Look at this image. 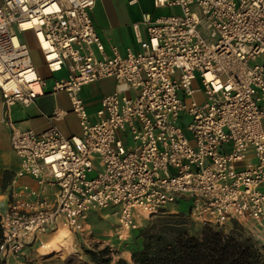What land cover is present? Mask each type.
<instances>
[{"label":"built area","instance_id":"built-area-1","mask_svg":"<svg viewBox=\"0 0 264 264\" xmlns=\"http://www.w3.org/2000/svg\"><path fill=\"white\" fill-rule=\"evenodd\" d=\"M152 4L180 13H145L132 24L138 49L121 51L97 33L94 0H0L4 109L28 106L47 88L70 104L55 106L41 132L6 119L20 163L12 182L27 175L37 188L12 192L0 215V264L41 247L58 225L84 231L89 215L106 209L124 242L140 220L180 199L190 201V222H236L264 248V0ZM102 78L114 89L91 112L80 91ZM69 112L77 134L55 124Z\"/></svg>","mask_w":264,"mask_h":264},{"label":"rangeland","instance_id":"rangeland-1","mask_svg":"<svg viewBox=\"0 0 264 264\" xmlns=\"http://www.w3.org/2000/svg\"><path fill=\"white\" fill-rule=\"evenodd\" d=\"M112 11L115 15L116 21L114 22V32L110 33L111 39L123 43L125 37L129 38V23L134 14L139 13L142 9L152 12L153 15H167L169 13L179 14L180 9L176 6L165 7L157 10L149 8V2L147 0H138L134 5H128L127 0H110ZM152 3V1H151ZM99 4H97L98 6ZM109 38V39H110ZM25 41L30 51V56L37 68L42 67L41 57L36 49L33 39L25 35ZM257 62H264V55L257 59ZM61 74H56L59 77ZM110 83L108 81H100L99 83L92 82L89 85L83 87V97L85 102L91 106H95L102 94L108 92ZM63 106L67 107V99L63 98L59 101ZM54 101L52 99V106ZM66 123L71 131H78L77 120L72 115L66 116ZM178 124L183 129L186 136L190 137L189 132L186 129V125L190 121V117L187 114L181 113ZM90 175V173H88ZM190 207V201L186 199H180L175 203L168 204L163 213H176L185 215ZM103 213H108L107 217H104ZM103 213H92L89 219L86 220L85 230L80 232L69 231L67 228L58 225L49 234L44 244L40 247L37 243L33 246L26 247L22 254L17 256H9L6 264H23L25 261H29L33 264H93L89 256L86 254V250L92 249L95 245L100 249L103 247H110V255L114 260L121 257L130 261L132 246L131 240L133 236L122 242L119 246L114 242L112 237L114 233L113 227H116V217L111 213L110 209L103 210ZM160 213L155 216H149L139 221V227L144 228L150 222L158 219ZM204 225L200 223L191 222L189 226L190 233L195 236L201 234V230ZM228 232L230 230L241 231L246 234L245 228L236 222L226 223L223 226H215ZM113 231V232H112ZM68 236L63 237L64 234ZM112 233V235H111ZM118 249H115L117 248Z\"/></svg>","mask_w":264,"mask_h":264},{"label":"trees","instance_id":"trees-1","mask_svg":"<svg viewBox=\"0 0 264 264\" xmlns=\"http://www.w3.org/2000/svg\"><path fill=\"white\" fill-rule=\"evenodd\" d=\"M187 213L162 212L134 231L130 261H113L108 247L95 245L85 252L93 264H264V248L249 235L211 225H204L199 236L192 235Z\"/></svg>","mask_w":264,"mask_h":264},{"label":"crops","instance_id":"crops-1","mask_svg":"<svg viewBox=\"0 0 264 264\" xmlns=\"http://www.w3.org/2000/svg\"><path fill=\"white\" fill-rule=\"evenodd\" d=\"M147 1L149 2L150 9L151 8H153V10L161 9V8H154L153 4L151 3L152 0H147ZM137 2L138 0H127L128 5H134ZM97 4L99 5L97 6ZM145 13H149L153 15L152 12H148L142 9L139 13H136L132 16L131 22L128 24L130 28L128 35L129 38L125 37V41H123V43H120L119 41L116 40L113 41V39L109 37L110 33H113L115 31L113 27H114V22L116 21L115 15L112 11L110 0H94V6L91 10V17L94 22L96 31L101 37V39L104 41V43L106 45L109 42L113 43L121 51H123L127 47L138 49L139 45L136 41L132 24L135 22H140L142 16ZM140 31L142 33V36H144L145 35L144 27L141 24H140ZM103 80L108 81L110 83V88L108 92L104 94L112 92L114 89L115 80L113 78H102L95 82L99 83L100 81ZM45 90L46 93L43 96L36 98L32 104L28 106H24L22 104H14L9 107L8 111L4 109L0 95V215L3 212H5V210L7 209L8 202L12 197V192L18 191L24 185H27L32 189L37 188V184L35 180L27 175L18 178L17 182L15 183L12 182L17 170L19 169L20 163H19L18 155L13 151V149L10 146V128L7 124L6 119H9L12 122H14L15 125L21 130H32L35 132H41L46 128H48L50 125H52V119H50L49 116L51 115L52 110L55 106H59L66 110H69L70 108L69 100L66 93L64 92L50 93L49 88ZM80 97L84 100L83 88L80 91ZM63 98L67 99L68 102L67 107L63 106L59 102ZM100 98L95 106L89 105V103L85 102L84 100L86 104V108L92 112L95 108L99 106ZM52 99L54 101L53 106H52ZM67 115H72V114L69 112ZM67 115H65L63 119L55 121L56 126L65 135L77 134L79 132V127H78V131L76 132L75 131L73 132L71 131V129L68 128L66 123ZM103 214L104 217L108 216V213H103ZM116 223H117V219L115 221V225ZM113 229H115V227H113ZM112 237L114 239V242L117 243L118 246L122 243L115 239L114 234L112 235ZM115 249H118V247Z\"/></svg>","mask_w":264,"mask_h":264},{"label":"bare ground","instance_id":"bare-ground-1","mask_svg":"<svg viewBox=\"0 0 264 264\" xmlns=\"http://www.w3.org/2000/svg\"><path fill=\"white\" fill-rule=\"evenodd\" d=\"M66 236H68V234L65 233V234L62 236V238H63V237H66Z\"/></svg>","mask_w":264,"mask_h":264}]
</instances>
